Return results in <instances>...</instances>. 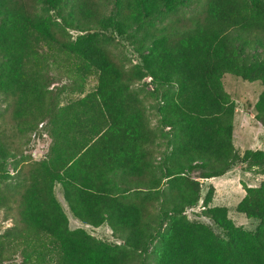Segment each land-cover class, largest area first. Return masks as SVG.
Segmentation results:
<instances>
[{
  "label": "trees",
  "instance_id": "obj_1",
  "mask_svg": "<svg viewBox=\"0 0 264 264\" xmlns=\"http://www.w3.org/2000/svg\"><path fill=\"white\" fill-rule=\"evenodd\" d=\"M106 1L0 0V93L11 121L10 132L0 129V182L8 177L3 166L14 137L45 121L51 141L43 159L0 187V207L15 211L0 236V264L17 257L16 264H135L154 237L155 264H264V178L235 205L257 221L252 232L223 207L208 205L206 216L227 234L218 239L183 211L199 197L188 172L200 168V176L214 177L243 160L264 162V151L239 154L231 143L234 103L221 85L229 73L260 81L252 108L264 126V56L251 63L239 46L264 50V0H196L188 17L177 9L183 0H112L114 9L104 13ZM39 5L56 19L41 15ZM165 11L162 30L145 31L140 40L141 65L126 67L97 37L107 29L126 33ZM69 29L80 34L73 38ZM51 70L80 81L92 72L96 85L59 105L45 87ZM143 74L174 87L158 109L169 128V149L159 162L156 135L130 88ZM54 183L76 219L106 223L124 245L69 229Z\"/></svg>",
  "mask_w": 264,
  "mask_h": 264
},
{
  "label": "rangeland",
  "instance_id": "obj_2",
  "mask_svg": "<svg viewBox=\"0 0 264 264\" xmlns=\"http://www.w3.org/2000/svg\"><path fill=\"white\" fill-rule=\"evenodd\" d=\"M196 4V0H183L181 4L177 5V9L185 17H188L195 12ZM39 7L41 15L46 18L56 19V14L53 10L43 5H39ZM113 9L112 0L104 2V13H109ZM168 15L167 11L162 12V14L148 19L142 25L131 27L126 33H118L114 29L98 31L97 37L126 67L132 64L141 65L145 54L140 42L141 38L144 37L145 31L152 33L162 30V26L168 21ZM69 32L73 38L80 34L76 30L69 29ZM239 46L251 63L264 56L263 48L258 45L246 46V44H239ZM50 72V74L45 75L49 80L45 87L47 91L52 92L59 105L90 93L96 85V75L92 72L86 73L81 81L58 74L56 70H51ZM221 85L234 103L231 143H233L235 150L239 154L246 149L264 151V126L254 119V110L252 108L263 88V84L258 80L247 81L238 75L229 73L221 76ZM130 88L139 97L148 125L156 135L153 142V152L155 161L159 162L162 153L167 152L169 149V143L167 142L169 128L161 123V114L158 109L163 103L164 92L166 90H174V87L164 84L161 86L151 77L143 74L130 83ZM10 122V111L5 107L4 97L0 93V129H5L6 133L10 132ZM50 142L45 121L38 123L28 136L14 137L13 150L5 159L3 166V172L8 177L3 182H0V187L3 184L12 182L11 177L15 176L20 167L43 159L48 153ZM202 171L197 168L188 172L189 177L198 182L199 197L195 204L183 209L186 219L207 225L218 239L225 240L227 238L226 232L205 214L206 206H221L226 210V216L235 225L242 227L243 230L252 232L256 227L257 221L245 217L242 212L235 209V205L241 196L244 195L245 188H256L262 182L264 178V162L243 160L234 163L229 170L214 177L200 176ZM52 192L67 217L69 229L81 228L97 240L111 245H124L122 237L114 233L106 223L93 227L74 218L62 197L59 184L54 183ZM206 193L210 194L209 201L203 204L202 198ZM14 212V209L6 211L0 207V236L12 226ZM159 232H162V227ZM158 248V239L154 237L148 243L147 249L143 253L141 252V255L136 259L135 264H155ZM18 262L19 258L17 257L14 260L2 262V264H16Z\"/></svg>",
  "mask_w": 264,
  "mask_h": 264
},
{
  "label": "crops",
  "instance_id": "obj_3",
  "mask_svg": "<svg viewBox=\"0 0 264 264\" xmlns=\"http://www.w3.org/2000/svg\"><path fill=\"white\" fill-rule=\"evenodd\" d=\"M67 206V205H66ZM71 214V213H70ZM75 218V217H74ZM78 220V219H77ZM81 222V221H80Z\"/></svg>",
  "mask_w": 264,
  "mask_h": 264
}]
</instances>
